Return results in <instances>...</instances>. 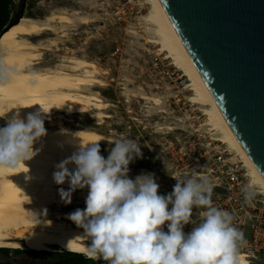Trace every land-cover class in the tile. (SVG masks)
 Segmentation results:
<instances>
[{"label": "bare ground", "instance_id": "obj_1", "mask_svg": "<svg viewBox=\"0 0 264 264\" xmlns=\"http://www.w3.org/2000/svg\"><path fill=\"white\" fill-rule=\"evenodd\" d=\"M145 3L146 12L139 16V23L144 25L147 34L145 40L155 44L158 53L168 58L169 63L185 77L184 88L189 91L187 99L196 105L202 116L200 127L212 135L211 139L221 142L228 152L233 153L249 185L264 194L263 175L232 131L174 30L161 0H145ZM73 14L59 10L50 11L42 18L23 15L0 38V114L10 109L4 117H0V122L6 124L7 119L17 111L21 118H26L40 105L45 110L49 109L44 121L50 120L48 115L52 112L60 120L56 127L46 128L47 134L34 144V149H39V152L31 160L18 163L14 168L0 169V248L51 250V246H57L65 251L84 254L87 247L84 241H89L82 228L70 219L66 221L68 214L86 207L88 187L71 193L70 201L73 198L79 200L65 203L64 199L68 197L62 199L59 190L67 192L69 184L67 181L56 184L53 172L55 165L70 156L79 142H101L100 132L88 127L64 126L61 120L72 122L74 119L66 118V115L86 113L92 109L96 110L99 120L107 117L102 112L106 102L92 89L105 84L99 75L106 71L76 56H66L65 63L55 66H40L43 49L55 46L57 40L53 36L30 39L46 32L56 34L62 31L61 26L72 23ZM140 97L160 101L157 96ZM68 167L72 169L74 165ZM128 176L135 179L137 175L128 173ZM71 203L78 206L58 213L60 219H51L53 205L60 208ZM41 218L45 220L41 221ZM240 264H248L241 254Z\"/></svg>", "mask_w": 264, "mask_h": 264}, {"label": "clouds", "instance_id": "obj_2", "mask_svg": "<svg viewBox=\"0 0 264 264\" xmlns=\"http://www.w3.org/2000/svg\"><path fill=\"white\" fill-rule=\"evenodd\" d=\"M48 112L40 105L21 118L17 111L0 127V169L14 168L37 155L39 149L33 146L47 134ZM113 145L105 158L98 140L79 142L70 156L55 165L54 182L69 184L67 192L59 190L62 199L68 197L65 203L71 202L76 189H89L86 207L68 214L90 241L80 254L108 264H240V251L247 243L244 232L234 223V213L213 205L209 177L176 173L171 193L160 195L154 173L128 176L130 162L142 157L139 143L120 138ZM241 191L246 202L256 195L250 186ZM194 207L204 211L200 222L186 233L184 226L194 223Z\"/></svg>", "mask_w": 264, "mask_h": 264}, {"label": "rangeland", "instance_id": "obj_3", "mask_svg": "<svg viewBox=\"0 0 264 264\" xmlns=\"http://www.w3.org/2000/svg\"><path fill=\"white\" fill-rule=\"evenodd\" d=\"M18 2L12 0L9 20ZM146 9L145 0H25L23 15L42 18L50 11L74 13L72 23L61 26L62 31L56 34L46 32L30 39L53 36L57 40V49L55 46L43 49L40 66H55L65 63L66 56H76L106 71L99 75L105 84L92 89L106 102L102 112L107 117L99 120L96 110L92 109L86 113L66 115V118L74 120H61L62 125L88 127L100 132V153L105 158L116 139L136 141L142 157L130 162L129 173L137 176L154 173L159 185L158 193L167 195L174 186L167 177L170 171L165 167L171 153L178 164L186 163L190 159L187 153L201 151V145L206 141L210 144L217 141H213L212 135L200 127L202 116L196 105L187 99L189 91L184 88L185 77L169 63L168 58L158 53L155 44L145 40L147 34L144 25L139 23V16ZM142 95L157 96L160 101L154 102L140 97ZM48 117L50 120L44 121L45 128L56 127L60 121L56 113L52 112ZM3 126L5 123L0 122V127ZM229 153L233 156L232 152ZM77 200L73 198L71 202ZM77 206L76 203L60 208L53 205L51 219H60L61 212ZM55 250L62 249L51 246V250L44 251ZM3 252L6 255H0V264H79L68 260L57 262L53 256L42 258L37 251L31 256L18 255L12 248Z\"/></svg>", "mask_w": 264, "mask_h": 264}, {"label": "water", "instance_id": "obj_4", "mask_svg": "<svg viewBox=\"0 0 264 264\" xmlns=\"http://www.w3.org/2000/svg\"><path fill=\"white\" fill-rule=\"evenodd\" d=\"M235 136L264 177V0H161ZM19 0L1 36L23 16ZM165 167L170 164L165 162Z\"/></svg>", "mask_w": 264, "mask_h": 264}, {"label": "built area", "instance_id": "obj_5", "mask_svg": "<svg viewBox=\"0 0 264 264\" xmlns=\"http://www.w3.org/2000/svg\"><path fill=\"white\" fill-rule=\"evenodd\" d=\"M201 147V151L191 153L192 157L187 153L189 162L182 164H178L179 161L171 153L166 161L170 164L167 168L170 171L167 175L169 181L174 184L172 175L185 172L209 177L214 185L211 195L213 205L234 213V223L244 232L247 243L240 254L248 264H264V194L249 185L245 172L240 170L237 160L221 142L210 144L206 141ZM246 186L256 193L248 202L241 191ZM203 211V208L193 210L194 223L184 226L186 233L200 222ZM164 230L167 231L166 226Z\"/></svg>", "mask_w": 264, "mask_h": 264}, {"label": "trees", "instance_id": "obj_6", "mask_svg": "<svg viewBox=\"0 0 264 264\" xmlns=\"http://www.w3.org/2000/svg\"><path fill=\"white\" fill-rule=\"evenodd\" d=\"M11 5H12V0H0V30L2 29V27L9 20V16H10V13H11ZM6 249L7 248H0V250H3V251H5ZM15 250L16 251H21L20 249H15ZM27 251L35 253V251H37V250L30 249V250H27ZM37 252H38V255L41 256L42 258H47V257H49V255H51L53 253V252H47V251H44V250H38ZM65 252L69 253V254H73L75 256V258L77 257V260L75 262H77L79 264H83L87 260H89V258H84L85 256L80 254V253L71 252V251H65ZM55 261L60 262L57 259Z\"/></svg>", "mask_w": 264, "mask_h": 264}, {"label": "flooded vegetation", "instance_id": "obj_7", "mask_svg": "<svg viewBox=\"0 0 264 264\" xmlns=\"http://www.w3.org/2000/svg\"><path fill=\"white\" fill-rule=\"evenodd\" d=\"M176 183V181H175ZM174 183V184H175ZM20 242V241H19ZM90 241L85 240L84 243L87 245ZM21 243V242H20ZM14 253L18 254V255H33V252L27 251V250H21V251H16L15 249H12ZM0 255H6L3 250H0ZM9 256H11L9 254ZM9 256H7L9 258ZM49 256H53L55 257L57 260L59 261H76L77 257L75 258V256L73 254H69L66 253L65 250H55L51 255ZM84 258H87L86 256ZM91 259L87 260L85 263L83 264H108L107 261H104L103 259H98V260H92Z\"/></svg>", "mask_w": 264, "mask_h": 264}]
</instances>
